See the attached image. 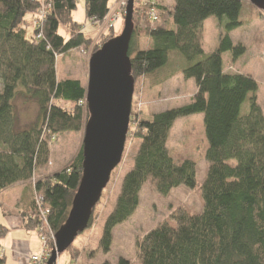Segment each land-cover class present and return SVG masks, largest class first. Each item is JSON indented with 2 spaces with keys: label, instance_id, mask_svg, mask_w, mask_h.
<instances>
[{
  "label": "trees",
  "instance_id": "trees-1",
  "mask_svg": "<svg viewBox=\"0 0 264 264\" xmlns=\"http://www.w3.org/2000/svg\"><path fill=\"white\" fill-rule=\"evenodd\" d=\"M50 1L52 11L36 30L32 19L43 8L42 0H0V192L34 179L50 162L51 143L63 134L81 132L90 116L86 87L80 80L59 79L56 70L60 57L91 42L72 16L78 0ZM141 1L135 0L134 20L141 17L151 22L152 0L146 6ZM159 1L158 23L164 22L145 30L135 27L130 43L135 82L159 71L177 49L188 62L181 74L195 81L196 93L189 104L149 119L131 117L130 123L137 121L134 136L140 143L107 218L103 251L110 252L114 229L136 212L144 185H152L160 195L198 186L196 162L177 159L168 142L178 119L202 114L208 164L200 187L203 210L190 215L179 209L169 222L138 240V264H264V114L257 103L259 86L250 75L227 72L223 60L227 52L236 61L246 51L242 44L233 43L230 33L245 23L242 12L251 4L244 0H172L171 5H166L168 0ZM112 4L111 0H85L87 19L102 23ZM209 17L223 23L225 34L218 49L207 55L202 33ZM62 26L69 32L68 39L60 34ZM113 37L108 35L103 44ZM246 100L250 111L241 114ZM30 104L37 107L33 122L25 121L21 112ZM82 176L83 148L68 167L36 180L28 214L32 217L24 228L38 230L36 198L41 197L56 234L68 219ZM1 230L2 234L5 229ZM50 246L52 253L53 241ZM0 264H5L1 253ZM118 264L133 263L120 258Z\"/></svg>",
  "mask_w": 264,
  "mask_h": 264
},
{
  "label": "rangeland",
  "instance_id": "rangeland-1",
  "mask_svg": "<svg viewBox=\"0 0 264 264\" xmlns=\"http://www.w3.org/2000/svg\"><path fill=\"white\" fill-rule=\"evenodd\" d=\"M244 1L250 3L249 0ZM117 3L118 0L112 4V7ZM141 4L146 6L147 0H142ZM159 4L162 2L160 1ZM166 5H171V3L167 2ZM126 7L121 6L118 9L121 16L114 24V28L101 31L100 25H95L87 19L85 0H78V7L72 16L83 26L91 42L87 47L71 51L58 59L56 70L59 79L80 80L87 88L90 58L103 46V40L108 35H113V38L121 35ZM241 17L245 23L233 30L230 37L235 45L242 44L246 51L236 61H233L230 52L225 53L223 55L224 66L227 72L250 75L257 81L259 86L257 103L264 114V12L251 4L244 7ZM149 22L141 17L134 20L138 30L157 27L160 23L152 20ZM60 34L66 39L69 38V32L63 26L60 28ZM224 34L223 23L216 17H209L204 22L202 33L204 53L208 55L215 52ZM144 36L142 35L140 39L144 40ZM187 65L185 57L179 50L174 49L164 67L147 78L137 80L131 117L149 119L156 113L189 104L196 93V83L193 79L186 80L181 74L182 69ZM19 103L20 101L17 102L18 105ZM68 107L72 108L71 105ZM249 111L250 101L246 100L241 114H247ZM21 112L25 116L23 118L25 121L36 120L37 107L35 105L30 104ZM202 121V114L178 119L171 130L168 142L170 152L177 159H193L196 162L198 186L194 189L182 186L172 190L168 195H160L152 185H144L136 212L123 225L114 229L110 252L105 253L101 245L103 230L107 218L115 208L123 178L133 168L140 143L134 136L137 121L131 122L122 161L112 172L110 182L94 208L92 227L77 236L72 246L58 256L56 264H103L105 262L118 264L120 258L138 264L137 241L149 231L162 222H169L173 213L179 209H183L190 215L201 213L204 202L200 187L208 171V164L204 157L206 141ZM83 140L84 129L79 133L63 134L56 138L51 143L48 168L51 165L50 168L53 167V169L68 167L83 148ZM3 216V211L0 210V253L5 256V263L22 264L23 260L29 262L32 255L41 252L42 243L39 233L34 230L11 227L3 220ZM1 229H5L2 234Z\"/></svg>",
  "mask_w": 264,
  "mask_h": 264
},
{
  "label": "water",
  "instance_id": "water-1",
  "mask_svg": "<svg viewBox=\"0 0 264 264\" xmlns=\"http://www.w3.org/2000/svg\"><path fill=\"white\" fill-rule=\"evenodd\" d=\"M264 12V0H249ZM135 0H128L121 35L107 41L89 61L84 128L83 176L65 224L55 234L47 264H56L80 233L88 229L94 208L121 163L130 129L135 79L129 47L135 32Z\"/></svg>",
  "mask_w": 264,
  "mask_h": 264
},
{
  "label": "built area",
  "instance_id": "built-area-1",
  "mask_svg": "<svg viewBox=\"0 0 264 264\" xmlns=\"http://www.w3.org/2000/svg\"><path fill=\"white\" fill-rule=\"evenodd\" d=\"M159 0H152V10L149 13L150 19L154 22L159 20V13L157 11L156 6L159 4ZM43 8L38 10L36 14L33 16L32 26L34 29L39 30L42 27L45 18L48 14L52 11L53 5L50 0H42ZM127 0H118V3L113 6L109 12V14L105 17L102 23L97 24L100 25L101 31L107 30L108 28H114V24L120 19L121 14H119V8L122 6L126 7ZM96 25V24H95ZM37 206L39 209L40 214L38 215L39 220V228L37 232L41 238V246L42 250L37 255H32L30 258V264H47L48 260L51 256V246L50 242L53 241L55 246L56 238L55 233H52V230L48 223V215L49 211L44 210L43 208V199L41 197H37Z\"/></svg>",
  "mask_w": 264,
  "mask_h": 264
},
{
  "label": "crops",
  "instance_id": "crops-1",
  "mask_svg": "<svg viewBox=\"0 0 264 264\" xmlns=\"http://www.w3.org/2000/svg\"><path fill=\"white\" fill-rule=\"evenodd\" d=\"M115 1L116 0H113L112 2L114 3ZM168 3L173 4V1L168 0ZM50 167L48 168V166H45L44 169H39L34 179L32 180L19 182L11 186L10 188L0 192V210L3 211V220L9 223L11 227L25 229L24 226H26V220H29V218L32 217L28 214L31 213V210L33 208V199L35 194L34 180L43 177H52L64 169H53V167ZM27 263L30 264V260L29 262H27V260H23L22 262V264Z\"/></svg>",
  "mask_w": 264,
  "mask_h": 264
}]
</instances>
